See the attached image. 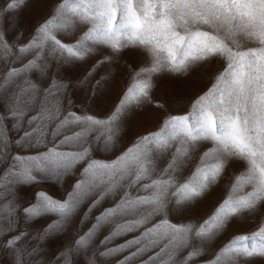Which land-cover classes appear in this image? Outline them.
Segmentation results:
<instances>
[{"label": "snow or ice", "instance_id": "obj_1", "mask_svg": "<svg viewBox=\"0 0 264 264\" xmlns=\"http://www.w3.org/2000/svg\"><path fill=\"white\" fill-rule=\"evenodd\" d=\"M23 4L24 0H9L0 11L7 13ZM78 24L87 28L73 42H62L57 37V33L66 34ZM244 41L255 42L257 46L243 48ZM130 47L141 49L144 61L131 71L130 82L105 115L70 111L49 133L45 121L52 118V109L46 108L44 101L53 98L54 105H58L56 94L68 85L53 80L44 90L39 111L27 120L30 130H25L12 143L39 148L45 143V136L50 135L52 146L33 155L11 158L0 175V200L9 195V185H30L42 182L45 177L66 175L83 162L80 178L64 200L40 191L34 202L23 209L27 220L46 214L58 217L43 230L41 239L67 224L87 196L95 195V199L88 205L84 217L107 195L123 188L120 199L96 216L88 231L75 240L71 251L79 253L86 249L105 223L113 222L115 227L101 241L102 245L155 220L138 236L106 248L100 256H112L137 246L120 261L128 264L163 244L141 264H152L165 253L167 260L161 264H171L176 253L187 247L190 240L199 241L200 247L194 245L181 261L188 264L202 254V245L215 238L232 217L264 205V0H61L53 14L37 27L31 40L19 47V53L32 52L33 58L20 68H11L4 84L33 69L43 73L48 57L71 64L110 49V54L97 59L95 70ZM10 51L0 32V52ZM217 57L226 62L223 70L215 76L211 87L192 101L187 111L169 114L156 132L137 137L112 160L89 159L94 149L106 152L115 143L122 131L121 123L131 108L154 103L151 98L154 77L165 72L186 73L192 66ZM100 83L98 80L96 90ZM38 94L35 83L25 84L18 86V92L10 100L0 101L5 107V112L0 113V163L6 159L5 149L9 146L4 120H14L13 130L19 132ZM155 107L164 108V104L155 103ZM55 115L59 116L58 107ZM73 125L79 130L56 139ZM205 142L211 146L199 155L189 174L184 176L193 150ZM66 145L75 150H62ZM166 154L170 158L161 168L159 160ZM232 160L243 161L245 166L231 178L226 195L207 218L199 223L170 222L171 209L166 213V208L174 205L187 210L186 205L203 197L221 180ZM133 188L138 194H131ZM3 211L10 215L15 211L12 201L0 205V212ZM161 214L164 218H159ZM26 235L20 232L10 236L4 246L13 248ZM25 254L26 249L16 248V264H20ZM60 255L67 256V251ZM253 257H264V222L251 233L233 237L207 264H241L242 259L247 261Z\"/></svg>", "mask_w": 264, "mask_h": 264}, {"label": "rangeland", "instance_id": "obj_2", "mask_svg": "<svg viewBox=\"0 0 264 264\" xmlns=\"http://www.w3.org/2000/svg\"><path fill=\"white\" fill-rule=\"evenodd\" d=\"M8 2L9 0H0V9H4ZM60 3L61 0H24V4L17 9L7 13L0 11V32H3L7 43L11 47V51L6 54L0 52V84H4V78L11 68H20L33 58L32 52L19 53V47L31 40L37 27L53 14L56 6ZM86 28L87 25L78 24L66 34L57 33V37L62 42L71 43ZM255 46L257 44L252 41L242 43L243 48ZM102 53L97 52L84 61H75L71 64H65L63 61L48 57L47 67L43 73L38 69H33L14 77L10 83L0 87V101L10 100L18 92V86L20 85L35 83L39 93L30 110L26 112L19 132L13 130L14 120H4L9 146L5 149L6 159L0 163V175L8 167L13 156L33 155L52 146L49 143L51 141L50 135L45 136V143L41 144L39 148L28 147L25 143L16 145L12 142L19 139L25 130H30L27 120L39 111L41 102L44 100V90L52 84L53 80L67 84L68 87L56 94L55 99L59 101L58 105H54L53 98L44 101V106L52 109V118L45 121L49 133L56 126L58 120L63 119L70 111L81 115L89 113L103 116L118 102L123 90L130 82L131 71L142 65L144 55L141 49L126 48L120 54L114 55L110 61H105L93 70L97 59H102L103 55L110 54V49H103ZM43 62L42 60L41 63ZM225 63L222 57H217L210 62L192 66L186 73L170 74L165 72L154 77V87L151 90V98L154 103L139 108H131L121 123L122 131L115 143L106 152L94 149L89 159L112 160L124 149L131 146L137 137L156 132L169 114H183L193 100L211 87L215 76L223 70ZM89 72H92L91 76L88 75ZM86 77L87 79H85ZM98 80L101 83L98 90H96ZM155 103L164 104V108H156ZM56 107L59 108V116L55 115ZM3 112H5L4 103L0 102V113ZM78 130V126H70L64 129L56 139L60 140L64 135H71ZM210 146V143L205 142L193 150L192 159L185 167L184 176L189 174L199 155ZM62 150L71 151L75 149L66 145ZM169 158L170 156L167 154L162 156L159 160V167H164ZM84 166V163L81 162L68 174L59 177H45L42 182H33L30 185H9L10 193L4 200H0V205L12 201V208L15 211L11 215L8 211L0 212V230H3V235L0 236V264H16V248L26 249L27 252L21 257L20 264H120L124 257L135 251L137 246L127 248L123 252H118L112 256H100V253L105 251L106 248H114L124 243V241L138 236L144 230V227H150L155 220L136 231L128 232L111 240L106 245H102L101 241L115 227L113 222L105 223L97 231L86 249H81L79 253L71 251L75 240L88 231L95 222L96 216L120 199L124 191L123 188L107 195L87 217H84L88 205L92 199H95V195L87 196L67 224L62 225L58 231L44 236L42 239L43 230L52 221L57 220L58 217L55 214H46L33 220L25 218L23 209L34 202L36 193L40 191L49 194L56 200H64L66 194L80 178ZM244 166L243 161H230L221 180L213 185L203 197L186 205L187 210H184V208L177 209L174 205L166 208V213L171 209L170 222L187 223L192 221L199 223L207 218L226 195L231 178L242 171ZM130 192L132 195L138 194L135 188L131 189ZM139 194L143 195L144 193ZM82 217H84L83 223H81ZM127 218L131 219L132 217ZM159 218H164V214H161ZM261 222H264V205H259L253 212L245 211L232 217L215 238L202 245V254L193 258L188 264H207L208 261L214 258L219 249L233 237L255 231ZM9 227L11 231H8ZM20 232L27 235L15 247L7 248L4 246V242L10 236L17 235ZM194 245L200 247V242L190 240L187 247L176 253L171 264H181L188 252L193 250ZM162 246L163 244L151 248L142 256L129 261L128 264H141L149 256L158 252ZM65 251H67V256L62 257L60 254ZM162 260H167V253L158 257L152 264H161ZM241 264H264V257H253L247 261L242 259Z\"/></svg>", "mask_w": 264, "mask_h": 264}]
</instances>
